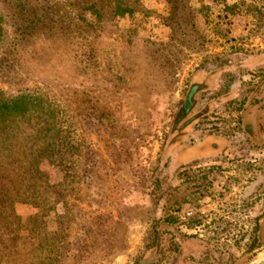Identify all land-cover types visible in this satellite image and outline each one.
I'll use <instances>...</instances> for the list:
<instances>
[{
  "label": "rangeland",
  "instance_id": "rangeland-1",
  "mask_svg": "<svg viewBox=\"0 0 264 264\" xmlns=\"http://www.w3.org/2000/svg\"><path fill=\"white\" fill-rule=\"evenodd\" d=\"M116 4L130 13L114 15ZM0 25V95L43 93L86 156L76 198L45 216L69 240L59 264L229 263L257 213L263 251L264 0H0ZM219 190L226 205L242 198V228L208 235L189 210ZM103 237L107 256L92 260Z\"/></svg>",
  "mask_w": 264,
  "mask_h": 264
},
{
  "label": "trees",
  "instance_id": "trees-1",
  "mask_svg": "<svg viewBox=\"0 0 264 264\" xmlns=\"http://www.w3.org/2000/svg\"><path fill=\"white\" fill-rule=\"evenodd\" d=\"M115 8L114 15L119 18L131 11L119 4ZM60 115L59 105L36 90L0 95V250H4L0 264L62 261L69 240L62 230H49L45 216L58 203L66 205L76 198L82 181L78 160L86 156L81 155L75 128L64 129ZM43 160L59 172L54 182L47 175L44 179L40 167ZM16 202H30L38 210L23 218L15 211ZM31 218L36 224L29 227ZM38 236L37 256L29 257ZM83 241L86 243L88 238L85 236ZM107 241L106 237L98 239L91 250L92 260L107 256Z\"/></svg>",
  "mask_w": 264,
  "mask_h": 264
},
{
  "label": "flooded vegetation",
  "instance_id": "flooded-vegetation-1",
  "mask_svg": "<svg viewBox=\"0 0 264 264\" xmlns=\"http://www.w3.org/2000/svg\"><path fill=\"white\" fill-rule=\"evenodd\" d=\"M225 195H226V190L223 191L219 190L217 193H214L213 196L216 197L215 199L212 198L211 194L208 195V200H211V202H208L207 205L204 206L205 208L203 210H201V207L199 206L197 208L196 201L191 203L190 206L191 209L189 210V223L193 224L194 226H197V223L198 224L202 223V225L205 226L204 229L208 231L207 234L208 235L213 234L215 236H217V234H221L222 233L221 230L226 231L237 227L242 228L241 214H242V210L245 208L242 198L239 204L236 203L235 205H226L222 201V200H226ZM195 208L196 210H199V212H196V210H194ZM202 220L203 222H200ZM258 231H259V216L257 213L255 218H253V225L251 226V232H253L255 235L247 244H245L244 249L246 250V253H241V255H234L228 257L227 255H223L229 258L230 260L229 263H222V259L219 258L218 260H215V264H249L251 261L257 259L258 257L264 256V247H262L263 251H261L260 253L258 254L254 253L255 251H257L256 245H258V241H259L257 237ZM214 239H218V238H211L210 240H214ZM221 239L225 240L222 237ZM233 241L235 243V240ZM238 241L239 243H241L240 239ZM219 244H221L222 246V242H219ZM262 244L264 246V243ZM241 257H243L244 260L241 261ZM238 261L241 262L237 263ZM252 264H264V259L262 261H256Z\"/></svg>",
  "mask_w": 264,
  "mask_h": 264
},
{
  "label": "crops",
  "instance_id": "crops-1",
  "mask_svg": "<svg viewBox=\"0 0 264 264\" xmlns=\"http://www.w3.org/2000/svg\"><path fill=\"white\" fill-rule=\"evenodd\" d=\"M252 56V55H251ZM254 59L252 60L253 62H254V64H258L259 63V58L260 57H255V55H254V57H253ZM252 59V58H251ZM252 62V63H253ZM236 65H238V66H240V67H243V63L242 62H240V63H237ZM200 71V72H199ZM201 73V74H200ZM204 73H206V72H204V70H202V72H201V70H196L195 71V76L197 77L198 75H200V77L203 75V77L205 78V76L204 75H206V74H204ZM221 73V72H220ZM218 75H219V72H218ZM197 79H199V78H197ZM204 80V79H203ZM202 80V81H203ZM201 80H198V82H196L197 84H200V85H203L204 83H202V82H200ZM215 81H217L216 79H215ZM214 86V85H213ZM221 147H219V146H215L213 149H211L210 151H208L207 153H204L203 155H200V156H197V157H195V158H201L202 156L203 157H205V156H207V155H209V154H212L213 152H215V150H217V149H220ZM188 160V159H187ZM175 162H176V164H179V160H178V158L175 160Z\"/></svg>",
  "mask_w": 264,
  "mask_h": 264
},
{
  "label": "water",
  "instance_id": "water-1",
  "mask_svg": "<svg viewBox=\"0 0 264 264\" xmlns=\"http://www.w3.org/2000/svg\"><path fill=\"white\" fill-rule=\"evenodd\" d=\"M194 90H196V86H193V88L187 94V97L185 99V102H184V104L182 106L184 110H186L187 105L190 104V98H191V95H192V93H193ZM263 259H264V256L258 257L257 259L251 261L249 264H252V263H254L256 261H262Z\"/></svg>",
  "mask_w": 264,
  "mask_h": 264
}]
</instances>
